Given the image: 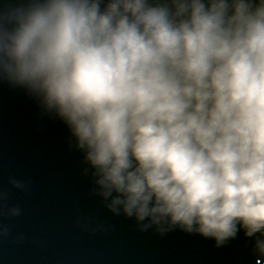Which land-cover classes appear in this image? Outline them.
I'll return each instance as SVG.
<instances>
[{
    "label": "clouds",
    "instance_id": "1",
    "mask_svg": "<svg viewBox=\"0 0 264 264\" xmlns=\"http://www.w3.org/2000/svg\"><path fill=\"white\" fill-rule=\"evenodd\" d=\"M0 78L68 126L113 214L242 229L262 264L264 0H32L0 12Z\"/></svg>",
    "mask_w": 264,
    "mask_h": 264
},
{
    "label": "water",
    "instance_id": "2",
    "mask_svg": "<svg viewBox=\"0 0 264 264\" xmlns=\"http://www.w3.org/2000/svg\"><path fill=\"white\" fill-rule=\"evenodd\" d=\"M3 134H5V132ZM113 195H115V194H113ZM83 200H85V199L83 198ZM85 201H87V200H85ZM89 201H91V200H89ZM108 202L109 201L105 200L102 196H100L99 198L96 199L95 202H91L89 204V207H88L89 209H91L92 215H90L89 219H88V222H90V223H89V225H87V231H86L87 234L86 235L88 236L87 238H89L91 250L97 251L98 255L100 256V257H98L97 260L93 261V264H112V262H114V264H140V263L151 264L152 261L149 258V256L152 253H154V255H155V252H157L159 255L158 260H157L158 264H173L171 257L168 255L167 250L163 246H161L162 244L167 243L168 239L171 237V231H170V233L159 232L157 234V236L155 237V239L153 237L151 238V236H152L151 233L156 232L155 225H153L152 227H149L147 229H144V228H142V224L138 223L135 220V218L126 217L123 213H121L119 215L113 214V212H111L109 210V208L107 207ZM82 210H81V212H82ZM98 215H102L104 217V221L101 223H97V224H94L93 222H91V221H94V217L98 216ZM1 216L2 217H0V239L4 238L5 233H7L8 230L10 229V221H9L7 213H5V210H3V213ZM79 216H80V214H78L77 216H74V217L78 218ZM105 221L107 223H108V221H110V223L113 221L114 222L116 221L115 223H116L117 227H116V225L112 226V224H111L109 230L106 231L103 229ZM142 223L146 224V223H148V221L145 220ZM121 224L124 225L125 227H126L125 224H127L129 226L133 225L132 230L126 229L127 230L126 231L125 229H121ZM137 228H139L138 235L140 236L141 234H144V235H142V237L148 236V237H145L146 242L151 241V242H153V244L152 245L146 244V246L144 248L133 252L131 255L126 254L127 257L124 256V254L127 252V250H125V253H123V251H121L120 247L117 246L115 248L116 253L109 254L113 260H109L107 258L105 259L106 256H104V255L108 254L107 253V245L99 246V245H95L94 243L91 242V241H95L94 238L99 237V236L103 240L104 239L108 240L107 237L112 238L113 232L115 230H118V232L122 233L125 241H127L129 244H133V243H131L132 240H129V238L133 239L132 236L135 235V231ZM2 230H3V233L1 232ZM77 235L78 236H84L83 234H78V233H77ZM236 235H237V238L233 240L231 245L223 248L224 250L219 249L218 255H220L221 253H223V255L219 259H216V261L221 260V261H224L226 264H242L243 262L249 261L248 255L246 254V252L248 250L249 245L252 243L253 238L245 237L242 229L239 230ZM190 237L192 238L193 234H190ZM49 238L51 239L52 237L50 236ZM197 239H199V238H197ZM76 240H77V237L76 238H68L65 240L66 245L64 247L67 251V254L65 255V257H60L58 255V257H57L58 261L56 263L52 260V257L49 254L47 256L41 255V260L37 264H58V263L59 264H86L83 262V260L77 258L76 255H77V251H79L80 249H82V248L87 249V245H83V246L78 247V246H76ZM200 240L201 241H199V242L204 247L207 244H215V241L213 239L205 238L203 236L200 237ZM2 241H4V240H0V242H2ZM49 243H51V242L49 241ZM172 249L174 250L173 252L175 253V256L171 250H170L169 254L172 255L174 261L180 263L181 262L180 259H183V257H184L183 253H186L190 248L186 245V247L181 248V250H180V248H178V250H177L176 247H172ZM155 257H156V255H155Z\"/></svg>",
    "mask_w": 264,
    "mask_h": 264
}]
</instances>
